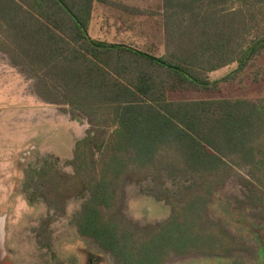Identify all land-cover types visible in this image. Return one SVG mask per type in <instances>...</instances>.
<instances>
[{"label": "trees", "instance_id": "obj_1", "mask_svg": "<svg viewBox=\"0 0 264 264\" xmlns=\"http://www.w3.org/2000/svg\"><path fill=\"white\" fill-rule=\"evenodd\" d=\"M0 53L30 75L42 103L89 120L71 174L47 162L33 176L59 203L81 199L77 234L117 264L237 250L210 216L236 175L264 222V97L195 98L264 83V0H161L147 10L122 0H0ZM157 183L169 215L134 223L127 187Z\"/></svg>", "mask_w": 264, "mask_h": 264}, {"label": "rangeland", "instance_id": "obj_2", "mask_svg": "<svg viewBox=\"0 0 264 264\" xmlns=\"http://www.w3.org/2000/svg\"><path fill=\"white\" fill-rule=\"evenodd\" d=\"M122 1L127 4L126 0ZM146 1L140 9L155 8L161 0ZM144 23L143 19L134 22ZM95 24L93 35L101 28L99 18ZM129 35L136 37L133 33ZM233 69L234 66L221 69L211 74V80H220ZM28 76L12 68L0 53V219L4 218L5 227V256L0 264H88L87 255L97 259L96 264H117L110 253L77 234L75 218L81 199L59 203L40 186L42 179L33 176L34 170L47 162L56 163L59 170L70 175L68 162L74 144L91 129V124L69 108L42 103ZM261 97H264V83L246 82L244 89L229 88L216 96L195 98ZM191 98L184 94L171 95L173 100ZM242 179L243 175H236L222 186L210 211L211 220L233 237L237 250L224 258L192 254L172 258L165 264H264V222L255 209L246 205L248 191ZM148 187L146 184L139 189L129 185L126 189V214L134 223L153 224L169 215L168 207L160 201L159 183Z\"/></svg>", "mask_w": 264, "mask_h": 264}, {"label": "water", "instance_id": "obj_3", "mask_svg": "<svg viewBox=\"0 0 264 264\" xmlns=\"http://www.w3.org/2000/svg\"><path fill=\"white\" fill-rule=\"evenodd\" d=\"M4 240H5V227H4V218L0 219V252H1V257L0 259H3L5 256V252L3 249L4 246ZM95 264L97 261H94Z\"/></svg>", "mask_w": 264, "mask_h": 264}, {"label": "crops", "instance_id": "obj_4", "mask_svg": "<svg viewBox=\"0 0 264 264\" xmlns=\"http://www.w3.org/2000/svg\"><path fill=\"white\" fill-rule=\"evenodd\" d=\"M126 2H127V5H131L135 8L140 9L139 6L142 4H145L147 1L146 0H143V1H141V0H126Z\"/></svg>", "mask_w": 264, "mask_h": 264}, {"label": "flooded vegetation", "instance_id": "obj_5", "mask_svg": "<svg viewBox=\"0 0 264 264\" xmlns=\"http://www.w3.org/2000/svg\"><path fill=\"white\" fill-rule=\"evenodd\" d=\"M87 256H88V264H95L94 261H97V259L92 258V256H90V255H87Z\"/></svg>", "mask_w": 264, "mask_h": 264}]
</instances>
